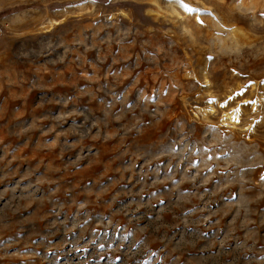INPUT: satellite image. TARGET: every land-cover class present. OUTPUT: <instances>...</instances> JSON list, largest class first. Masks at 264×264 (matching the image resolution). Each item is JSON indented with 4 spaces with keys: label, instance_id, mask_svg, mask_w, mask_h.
<instances>
[{
    "label": "rangeland",
    "instance_id": "obj_1",
    "mask_svg": "<svg viewBox=\"0 0 264 264\" xmlns=\"http://www.w3.org/2000/svg\"><path fill=\"white\" fill-rule=\"evenodd\" d=\"M262 13L0 0V264H264Z\"/></svg>",
    "mask_w": 264,
    "mask_h": 264
},
{
    "label": "bare ground",
    "instance_id": "obj_2",
    "mask_svg": "<svg viewBox=\"0 0 264 264\" xmlns=\"http://www.w3.org/2000/svg\"><path fill=\"white\" fill-rule=\"evenodd\" d=\"M234 116H235V114L233 113L231 116H230V118L232 119V122H235V120L233 119L234 118Z\"/></svg>",
    "mask_w": 264,
    "mask_h": 264
},
{
    "label": "snow or ice",
    "instance_id": "obj_3",
    "mask_svg": "<svg viewBox=\"0 0 264 264\" xmlns=\"http://www.w3.org/2000/svg\"><path fill=\"white\" fill-rule=\"evenodd\" d=\"M262 15H264V13H262ZM229 99H231V97H229ZM234 119H235V117H234Z\"/></svg>",
    "mask_w": 264,
    "mask_h": 264
}]
</instances>
